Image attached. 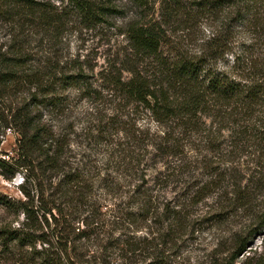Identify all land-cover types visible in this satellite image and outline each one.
I'll use <instances>...</instances> for the list:
<instances>
[{
    "label": "trees",
    "instance_id": "1",
    "mask_svg": "<svg viewBox=\"0 0 264 264\" xmlns=\"http://www.w3.org/2000/svg\"><path fill=\"white\" fill-rule=\"evenodd\" d=\"M60 1L66 3L0 0V19L16 25L14 47L0 45V119L19 135L17 155L0 153V167L8 170V179L21 174L18 187L24 196H0L15 216L0 226V259L8 258V264H264V250H252L244 236L225 249L219 244L202 261L192 260L189 209L210 195L226 198L223 185L232 170L217 168L199 178L201 172H186L177 157L210 141L219 152L229 137L233 146L250 141L264 151V0H161L157 8L151 0H132L138 10L124 29L128 49L105 78L119 99L107 125L126 136L111 150L133 164L136 179L110 206L98 191L105 178L70 159L69 133L33 112L41 106L63 113L68 100L60 92L68 86L85 91V75L67 73L49 60L31 67L21 36L59 30L72 13L94 26L125 11L114 0ZM200 16L215 24L198 52L191 53L171 34L176 25ZM23 88L28 96L12 106L8 94ZM129 105L136 113L147 112L157 131L137 126L142 116L122 120L120 111ZM154 164L163 169L149 173ZM261 167L249 179L251 186L238 191L241 204L264 189ZM165 187L175 193L173 206L159 200Z\"/></svg>",
    "mask_w": 264,
    "mask_h": 264
},
{
    "label": "rangeland",
    "instance_id": "2",
    "mask_svg": "<svg viewBox=\"0 0 264 264\" xmlns=\"http://www.w3.org/2000/svg\"><path fill=\"white\" fill-rule=\"evenodd\" d=\"M49 1L62 4L60 0ZM114 1L124 9L125 13L112 16L109 22L88 26L72 13L66 25L59 30L52 29L48 32L40 30L21 36L28 54L33 58L30 62L31 67L41 66L44 60H49L67 73L85 75L84 80L88 84L85 91L83 88L68 86L60 92L68 100L63 113H53L41 106H34L33 112L42 113L45 121L57 126L58 130L69 133L72 149L68 152L70 159L75 166L85 169L92 175L105 178L99 183L98 191L104 197L103 203L109 206L119 203L123 190L134 184L136 179L133 164H125L111 150L114 146H118L119 142H123L126 136L123 130L117 133L116 128H109L107 125L111 109L119 99L116 94L112 96L114 94L111 90L112 85L105 76L111 67L121 65L124 59L129 46L124 29L129 19L135 16L138 8L132 0ZM151 2H155L157 8L161 0H151ZM213 24L215 23L212 18L200 16L188 25H176L171 39L184 50L191 53L198 52L203 39L213 30ZM15 26L11 21L7 23L0 19V45L4 48L8 45V50L14 47ZM86 90H91L92 94L85 95ZM28 94L26 88L17 89L12 94H8V102L15 106ZM120 112L121 119L126 121L133 116L144 117L139 118L136 125L150 134L159 128L158 124L146 114L147 112L136 113L132 105ZM5 124L6 121L1 118L0 153H4L5 155H1L8 158V155H17L19 135ZM110 130L113 134L109 133ZM233 140L231 137L225 138L219 152L214 147L216 141H210L206 146L202 142L199 151L192 150L177 156L182 159L180 163L186 172L194 171L196 174L201 172L199 178L206 179L210 177V172L217 168L223 171L225 167H229L233 174L223 185L227 191L226 198L218 201L216 196L210 195L189 209L191 225L187 234V250L191 253L194 262L204 260L206 255L219 244H226L223 247L219 246V250L225 249L233 240L242 236L250 238L252 250L258 252L264 250V226H261L264 221V189L253 191L250 202L241 204L237 199L239 190L246 189L248 183L251 186L249 179L252 175L258 174L256 171L260 164L264 173V151L250 141L240 143L238 147L233 146ZM232 147L235 151L230 152ZM160 168L163 169V165L154 164V168H149V173L153 174V171ZM4 173L8 174V170L0 167V196L24 198L18 187L21 174L17 173L15 177L8 179ZM159 194L162 206L164 204L173 206L177 200L170 187H165ZM14 218L15 216L0 203V226L8 225V222ZM0 264H8V258L0 259Z\"/></svg>",
    "mask_w": 264,
    "mask_h": 264
}]
</instances>
